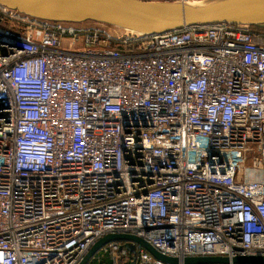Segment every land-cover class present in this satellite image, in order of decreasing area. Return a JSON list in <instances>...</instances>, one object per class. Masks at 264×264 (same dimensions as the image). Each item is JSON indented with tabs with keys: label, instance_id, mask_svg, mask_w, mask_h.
I'll list each match as a JSON object with an SVG mask.
<instances>
[{
	"label": "built area",
	"instance_id": "1",
	"mask_svg": "<svg viewBox=\"0 0 264 264\" xmlns=\"http://www.w3.org/2000/svg\"><path fill=\"white\" fill-rule=\"evenodd\" d=\"M109 234L264 257V31L111 37L0 6V264H79ZM123 243L87 264H166Z\"/></svg>",
	"mask_w": 264,
	"mask_h": 264
},
{
	"label": "water",
	"instance_id": "2",
	"mask_svg": "<svg viewBox=\"0 0 264 264\" xmlns=\"http://www.w3.org/2000/svg\"><path fill=\"white\" fill-rule=\"evenodd\" d=\"M0 6L36 20L69 24L91 22L141 35L219 23L264 26V0H199L185 3L143 0H0ZM111 242L135 243L163 263H178L175 258L162 256L140 238L128 234H109L100 238L79 264H87L102 247ZM231 261L234 264H264V257H235ZM182 262L227 264L229 259L192 257Z\"/></svg>",
	"mask_w": 264,
	"mask_h": 264
},
{
	"label": "rangeland",
	"instance_id": "3",
	"mask_svg": "<svg viewBox=\"0 0 264 264\" xmlns=\"http://www.w3.org/2000/svg\"><path fill=\"white\" fill-rule=\"evenodd\" d=\"M80 28H82V29H90V28L99 29V30L107 33L111 37H119L123 33V31H120V30H117V29H113V28H110V27H107V26H104V25H98V24L82 25V26H80ZM123 245H124V248L130 253H132L135 250V246L133 244H131V243L125 242V243H123ZM102 254H103L102 251L99 250L93 257L99 256L101 258V257H103Z\"/></svg>",
	"mask_w": 264,
	"mask_h": 264
},
{
	"label": "bare ground",
	"instance_id": "4",
	"mask_svg": "<svg viewBox=\"0 0 264 264\" xmlns=\"http://www.w3.org/2000/svg\"><path fill=\"white\" fill-rule=\"evenodd\" d=\"M87 24H97V23L87 22V23L73 24V25H75V26H82V25H87ZM98 25H102V24H98ZM104 26H105V25H104ZM107 27H109V26H107ZM110 28H113V27H110ZM113 29H117V28H113ZM117 30H119V29H117ZM120 31H122V30H120Z\"/></svg>",
	"mask_w": 264,
	"mask_h": 264
},
{
	"label": "trees",
	"instance_id": "5",
	"mask_svg": "<svg viewBox=\"0 0 264 264\" xmlns=\"http://www.w3.org/2000/svg\"><path fill=\"white\" fill-rule=\"evenodd\" d=\"M144 1V0H143ZM255 30H261L264 31V26H258V27H254ZM121 264V263H120Z\"/></svg>",
	"mask_w": 264,
	"mask_h": 264
}]
</instances>
